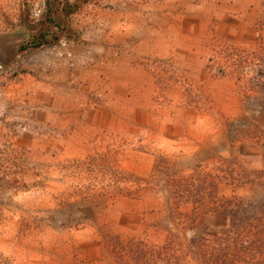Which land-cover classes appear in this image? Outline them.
<instances>
[{
    "label": "rangeland",
    "instance_id": "rangeland-1",
    "mask_svg": "<svg viewBox=\"0 0 264 264\" xmlns=\"http://www.w3.org/2000/svg\"><path fill=\"white\" fill-rule=\"evenodd\" d=\"M45 3L0 0V264H204L264 202V0H70L20 52Z\"/></svg>",
    "mask_w": 264,
    "mask_h": 264
},
{
    "label": "trees",
    "instance_id": "trees-1",
    "mask_svg": "<svg viewBox=\"0 0 264 264\" xmlns=\"http://www.w3.org/2000/svg\"><path fill=\"white\" fill-rule=\"evenodd\" d=\"M45 5L38 31L31 33L27 43L19 48L20 52L36 50L56 40L53 30H63L60 18L78 8L70 0H46ZM218 206L230 217L235 235L217 239L218 248L212 255L206 257L202 251L204 264H264V202L227 199Z\"/></svg>",
    "mask_w": 264,
    "mask_h": 264
},
{
    "label": "built area",
    "instance_id": "built-area-1",
    "mask_svg": "<svg viewBox=\"0 0 264 264\" xmlns=\"http://www.w3.org/2000/svg\"><path fill=\"white\" fill-rule=\"evenodd\" d=\"M37 15V14H36Z\"/></svg>",
    "mask_w": 264,
    "mask_h": 264
}]
</instances>
